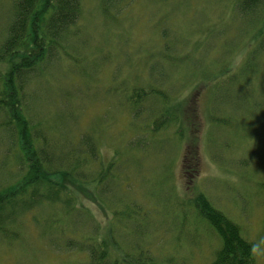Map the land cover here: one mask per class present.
I'll return each mask as SVG.
<instances>
[{"label":"rangeland","instance_id":"374dc122","mask_svg":"<svg viewBox=\"0 0 264 264\" xmlns=\"http://www.w3.org/2000/svg\"><path fill=\"white\" fill-rule=\"evenodd\" d=\"M79 2L81 15L63 51L42 64L35 73L43 75L26 88L40 97L36 113L53 123L61 110L64 132L97 141L101 160L110 162L106 172L126 170L125 196L142 208L148 225L141 245L158 259L210 264L218 247V237L195 221L196 209L185 202L179 232L182 219L169 215L166 199L173 185L178 194L187 191L189 202L202 194L238 224L257 264H264V54L248 59L249 18L238 17L233 0H131L103 17L99 0ZM249 62L255 72L251 68L246 88L240 70ZM134 90L140 97L130 98ZM184 100L194 109L186 110ZM194 115L201 120L194 133L200 169L186 185L179 168L190 136L186 121ZM62 142L73 141L62 136ZM86 170L90 177L99 166ZM109 186L118 192V185ZM83 205L97 220L102 216L91 202ZM55 207L43 204L35 212L57 217ZM24 226L13 240L0 237V264H87L85 250L50 245V231Z\"/></svg>","mask_w":264,"mask_h":264},{"label":"trees","instance_id":"16d2710c","mask_svg":"<svg viewBox=\"0 0 264 264\" xmlns=\"http://www.w3.org/2000/svg\"><path fill=\"white\" fill-rule=\"evenodd\" d=\"M129 1L99 0L102 17ZM233 2L238 17L249 18L248 33L244 32L247 42H253L252 46L247 44L251 48L248 59H255L264 54V0ZM80 15L79 0H7V3L0 0V20L5 23L0 28V155L4 151L0 159V237L13 240L21 233L20 229L25 230L24 224L32 222L41 226L43 235L50 231L48 240H53L50 245L85 250L87 264H181L171 255L158 259L141 245L149 230L141 221L146 219L142 208L125 196L123 184L129 177L126 170L106 172L110 162L104 164L101 160L97 141L91 142L85 133L64 132V115L60 120L59 109L52 116V121L56 118L53 123L42 120L35 111L36 106H42L40 97L26 89L33 76L38 79L43 75L42 71L35 73L42 64L63 51L70 27ZM251 68L255 72V65L250 62L241 68L240 86L248 88L249 76L254 74ZM221 71L225 73L226 69ZM129 95L136 99L140 92L134 90ZM50 105L53 107L51 102ZM184 105L186 110L194 109L185 100ZM186 122L190 136L183 151L180 176L188 185L200 169L199 139L194 133L199 132L196 124H201V120L194 115ZM62 136L73 142L70 145L69 141L62 142ZM91 164L98 165L99 170L89 177L86 167ZM109 185H118V192L111 193L115 189L109 192ZM172 188L173 196L166 199L169 215L172 211L173 217L182 219L178 223L179 232L187 220L188 212L181 210L185 202L187 207L196 209L195 221L205 223L218 237L210 264H257L254 245L242 236L238 224L215 209L202 194L192 196L189 202L187 191L178 194ZM86 201L102 212L99 220L84 207ZM177 203L180 205L175 208ZM43 204L56 206L53 214L57 213V217H38L35 211ZM38 220L48 223L40 225ZM130 232L134 235L130 236ZM178 235L177 238L182 236Z\"/></svg>","mask_w":264,"mask_h":264}]
</instances>
